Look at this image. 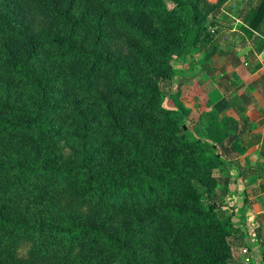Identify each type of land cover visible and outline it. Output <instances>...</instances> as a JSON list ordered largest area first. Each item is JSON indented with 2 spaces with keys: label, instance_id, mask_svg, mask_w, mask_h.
<instances>
[{
  "label": "trees",
  "instance_id": "obj_1",
  "mask_svg": "<svg viewBox=\"0 0 264 264\" xmlns=\"http://www.w3.org/2000/svg\"><path fill=\"white\" fill-rule=\"evenodd\" d=\"M226 1L0 0V264L229 263L232 216L200 185L220 166L228 194L233 120L207 112L195 137L163 105ZM248 7L261 52L264 0Z\"/></svg>",
  "mask_w": 264,
  "mask_h": 264
},
{
  "label": "rangeland",
  "instance_id": "obj_2",
  "mask_svg": "<svg viewBox=\"0 0 264 264\" xmlns=\"http://www.w3.org/2000/svg\"><path fill=\"white\" fill-rule=\"evenodd\" d=\"M248 3L249 0H227L216 18V24L212 26L215 34L212 44L197 46V49L183 60L175 59L172 63L176 75L167 83V87L163 88L166 94L163 100L164 107L183 110L185 114L183 125L186 128L185 131L191 136H203L207 131L205 129V124H208L207 112L215 111L219 119L228 117L233 120L226 135L220 127H216L214 131L224 135L222 143H217V152L228 163L224 174L236 170L232 161L236 153H247L246 145L242 146L239 143L240 140L246 142L248 138V126L244 125L245 114L242 113L251 103V94L255 91L263 92L264 89V83L252 85V77L249 79L259 69L258 66L252 65L253 62L248 61L247 55L238 61L239 57L234 54L235 50L238 52V48L248 46L257 50L255 45L257 38L245 30L246 24L243 20L244 15L249 11ZM213 42L223 50H228L229 53L216 56L208 62L210 69H207L204 65L205 56L212 48ZM246 61L249 62L248 65L245 64ZM201 172L206 182H209L212 187V193L207 196V183L200 185L205 204L219 199L222 208L233 219L231 202L222 194L224 184L216 181L223 173L220 166L211 169L204 167ZM213 244L220 245V254L230 256L228 264H235L234 246L228 250L217 237Z\"/></svg>",
  "mask_w": 264,
  "mask_h": 264
},
{
  "label": "crops",
  "instance_id": "obj_3",
  "mask_svg": "<svg viewBox=\"0 0 264 264\" xmlns=\"http://www.w3.org/2000/svg\"><path fill=\"white\" fill-rule=\"evenodd\" d=\"M234 54L239 57L238 61L247 55L248 61L258 66L249 77H252V85L264 83V49L258 52L248 46L238 48ZM262 91L251 94V103L242 113L245 114L244 125L248 126V138L239 143L246 145L247 153H236L232 160L236 170L229 172L231 181L226 197L232 205L235 264H264V89ZM245 248L248 253H244Z\"/></svg>",
  "mask_w": 264,
  "mask_h": 264
},
{
  "label": "built area",
  "instance_id": "obj_4",
  "mask_svg": "<svg viewBox=\"0 0 264 264\" xmlns=\"http://www.w3.org/2000/svg\"><path fill=\"white\" fill-rule=\"evenodd\" d=\"M244 253H248V249H244ZM247 261H249V257L246 258Z\"/></svg>",
  "mask_w": 264,
  "mask_h": 264
}]
</instances>
